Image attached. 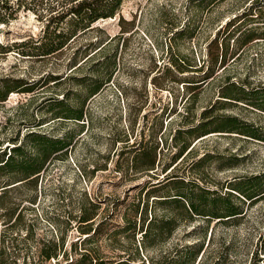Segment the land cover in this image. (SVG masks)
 <instances>
[{"label": "rangeland", "instance_id": "obj_1", "mask_svg": "<svg viewBox=\"0 0 264 264\" xmlns=\"http://www.w3.org/2000/svg\"><path fill=\"white\" fill-rule=\"evenodd\" d=\"M62 1L2 0L6 2L3 8L0 2V80L9 77L35 84L33 93H11L0 102V152L6 149L8 154L12 142L22 140L27 130L55 139L65 134L74 137L66 152L49 159L35 187L17 186L6 198L7 207L23 208L22 234L25 230L32 233L30 240L5 244L13 253L9 261L15 259L16 264H23L24 258L30 264L34 247L41 241H63L68 251L73 244L79 249L88 236L77 229L82 211L95 215L94 224L105 216H111L114 225H124L123 216L133 219L134 206L143 197L142 187L163 180L169 172L162 170L172 162L174 130L183 121L187 126L201 123L204 111L208 112L204 122L211 133L192 141V155L179 164V175L194 173L202 186L225 193L230 191L227 183L264 172V142L217 132L221 131L219 121L228 116L264 131V112L219 97L222 88L233 96H239L242 89L247 93L258 90L255 100L264 101V39L242 47L230 39L226 66L217 64L211 78L197 83L210 71L208 45L217 31L221 29L220 38H224L225 23L247 11L253 0H218L212 5L210 0H124L114 18L92 24L59 53L28 56L36 54L34 48L46 23L62 9ZM249 18L236 21L229 31L234 32L241 23L242 28L264 35V24L252 23ZM107 40L110 43L96 53ZM75 52H79L77 66L72 67ZM237 53L239 57L231 59ZM176 58L185 59L188 66L174 67L171 60ZM96 73L103 78L111 73V77L98 93L88 97ZM48 75L60 76L61 84L48 86ZM84 77L85 83L79 85ZM190 83L199 86L187 87ZM231 83L234 86H226ZM64 92L69 93L70 105L84 104V121L77 122L84 123L82 132L78 133V124L60 119L47 118L48 123L34 126L47 117L43 100H60ZM141 140L147 147L158 144L160 163L153 171L135 173L129 161ZM122 150L125 153L119 155ZM117 162L122 171L117 169ZM241 209L243 217L214 227L205 264H249L256 253L264 257L259 252L264 199L250 206L241 204ZM149 211L150 206L148 217ZM199 223L197 219L193 224L178 225L168 242L150 245L144 255L157 257L176 244L192 243V225ZM213 224L207 227L203 249ZM110 229H101L102 235L93 244L113 249L106 239ZM135 233V246L144 260L137 244L141 240L138 228ZM118 239L127 247L125 236Z\"/></svg>", "mask_w": 264, "mask_h": 264}, {"label": "trees", "instance_id": "obj_2", "mask_svg": "<svg viewBox=\"0 0 264 264\" xmlns=\"http://www.w3.org/2000/svg\"><path fill=\"white\" fill-rule=\"evenodd\" d=\"M123 1L63 0L62 9L47 21L44 33L38 41L39 44L34 48L37 50L36 54L27 55L45 57L59 53L70 42L74 41L79 33L84 34L92 24L101 19L114 18L119 12ZM216 1L218 0H210V5ZM0 2L3 8L6 2H2V0ZM245 17H250L249 21L252 23L260 22L264 24V0H253L247 11L225 23L227 31L222 34L224 38H220L221 29L217 31L214 39L208 45L207 57L209 58L210 66L207 69L210 71L204 74L206 75L204 79L197 82L200 83L199 85L212 77L213 68L217 64L222 67L226 66L228 57L226 53L230 39L238 47L245 46L257 39H264L262 33H258L255 29L242 28L241 23L234 27L236 28L234 32L229 31L230 27H233L235 23ZM53 24L55 25L53 26ZM110 41L107 40L102 44L104 46H100L96 53L101 51ZM218 46H220V49ZM86 52V50L82 52L84 59L87 57ZM78 54L79 52H75L71 59L72 67L77 66L76 58ZM239 55L240 53L232 55L231 59L235 60ZM184 60L176 58L172 59L171 63L174 67L179 68L181 65L186 64ZM186 65L188 66V64ZM110 77L111 73L106 78L100 77L96 73L95 81L88 87L87 96L90 97L98 93L109 82ZM80 81L81 84L79 85L84 84L85 77L81 78ZM45 82L51 83L48 86L57 87L62 80L60 76L48 75ZM193 84L195 83H190L187 87L199 86ZM226 86L234 85L231 83ZM34 90L35 84H28L20 79L7 77L0 80V102L5 101L11 93H33ZM221 90L219 97L243 103L264 112V101L260 100L261 102H258L255 100L259 95L258 90L247 93L242 89L239 96L226 93V88ZM61 95L60 100L55 97L43 100L42 110H46L47 117L41 119L34 126L39 127L48 123V121H45L47 118H50L49 121L60 119L65 122L78 124L77 131L80 134L84 123L79 124L77 122L84 121V104L80 103L78 106H72L70 105L69 93L64 92ZM207 115L208 112L204 111L202 113L203 121L197 125L187 126L188 123L183 121L182 125L174 130L171 136L172 146L175 149L170 159L172 162L169 165H165L162 170L163 173L169 172L164 176L163 180L153 184L147 183L146 186L142 187L143 197L138 198L134 206L133 219L123 216L124 225H114L111 222L112 217L105 216L97 224H94L95 215L82 211L77 223V229L80 234L88 236L81 241L80 248L78 249L76 244H73L70 247V251H68L64 248L63 241H41L36 243L34 247L30 264H46L50 263V261H53L54 264H205L207 249L214 238V227L230 224L236 218L243 217L245 213L241 209V204L243 205L247 202L248 206H250L264 199V172L251 177L238 178L227 183L226 188L230 191L225 193L202 186L199 183L200 178L196 177L194 173L187 172L184 175H179L177 171L179 164L192 155V141L211 133L207 129L208 123L204 122V120L208 119ZM217 126L221 130L217 132L237 134L254 141L264 142V131L262 128L243 123L236 117H225L219 121ZM27 131L22 140L19 142L14 140V143L12 142L14 146L8 148V154L5 152L6 149L0 152V264L17 263L15 259L9 261L8 257H11L13 253L9 247L6 248V243L12 245L17 239L27 241L32 237L31 230H25V233L22 234L21 219L23 208L19 210L17 205L7 207L6 198L8 194L17 186L35 187L39 173L45 169L49 159L56 153L66 152L74 138L65 134L63 138L55 139L50 135H43L32 130ZM152 137L154 138V135ZM137 145L133 149L134 151H132L129 161L130 169L135 173L155 170L160 163L158 160L160 153L157 152L158 144L152 143L151 146L147 147V142L144 143L143 141L142 143L141 140ZM124 153L125 151L122 150L119 155ZM199 160L201 161L203 158ZM117 169L122 171L118 166V162ZM16 183L19 184L14 185ZM149 206L148 217L147 210ZM158 210L162 211L160 215L157 214ZM197 219H199L200 223L192 225L190 231L195 236L192 243L176 244L166 251H161L157 257H146L144 255L143 251L150 245L168 242L178 225L193 224ZM212 221H214V224L209 232L206 248L203 249L204 239L207 237V227H210ZM106 227L111 228L106 235V239L113 245L111 250H104L97 244H93L97 243L102 235L101 229ZM137 228L139 229L138 234L141 236L140 241L142 243L136 241L144 260L140 258L139 251L135 246ZM120 235L125 236L127 239V247L119 243L120 240L118 238ZM259 240V252L264 256V233ZM10 247L13 248V246ZM257 254L256 256L252 255L254 260L249 264H264V257L259 258ZM138 259L139 262H137ZM23 264H27L25 258L23 259Z\"/></svg>", "mask_w": 264, "mask_h": 264}]
</instances>
